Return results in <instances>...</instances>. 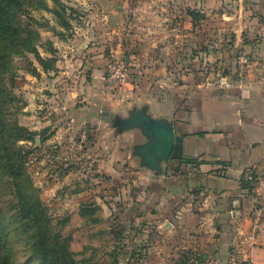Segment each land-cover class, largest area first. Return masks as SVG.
I'll return each mask as SVG.
<instances>
[{"label": "rangeland", "instance_id": "obj_1", "mask_svg": "<svg viewBox=\"0 0 264 264\" xmlns=\"http://www.w3.org/2000/svg\"><path fill=\"white\" fill-rule=\"evenodd\" d=\"M234 1L25 4L30 17L20 20L36 33L35 51L12 53L2 77L12 100L7 110L31 133L17 142L24 167L52 233L68 240L76 264H206L185 261L183 248L171 252L169 233L162 235V243L155 237L159 231L150 226V234L142 231L146 217L132 219L143 193L153 187L142 184L143 178L137 185L131 182L141 166L137 147L147 139L138 131H122L121 123L142 107L153 117L164 106L190 112L192 105L186 102L202 84L224 91L217 80L230 74V61L235 64L238 54H217V18L234 16ZM116 64L121 66L118 73L111 71ZM120 74L125 75L113 76ZM176 128V134L188 130L180 124ZM100 202L111 215L103 214ZM5 231L7 235L6 225ZM11 244L13 264L23 263L21 236ZM232 264L252 263L235 257Z\"/></svg>", "mask_w": 264, "mask_h": 264}, {"label": "crops", "instance_id": "obj_2", "mask_svg": "<svg viewBox=\"0 0 264 264\" xmlns=\"http://www.w3.org/2000/svg\"><path fill=\"white\" fill-rule=\"evenodd\" d=\"M234 5V16L217 18V54H246L244 80L220 93L209 84L198 85L186 102L190 112L160 107V114L151 116L172 121L175 131L178 124L188 129L178 134L183 136L182 158L195 163L172 159L161 163V171L140 166L131 180L137 185L143 178L142 184L153 187L143 193L132 219L146 217L142 231L149 233V226L159 231L155 237L162 243V235L169 233L167 247L185 249L188 262L232 264L236 257L237 262L264 264V218L256 216L252 193L253 180L264 174V0H235ZM128 131L143 136L138 129ZM98 206L104 215L112 214L104 202Z\"/></svg>", "mask_w": 264, "mask_h": 264}, {"label": "trees", "instance_id": "obj_3", "mask_svg": "<svg viewBox=\"0 0 264 264\" xmlns=\"http://www.w3.org/2000/svg\"><path fill=\"white\" fill-rule=\"evenodd\" d=\"M27 3L28 0H0V264H13L16 255L11 241L18 243L20 236L24 258L23 263L15 264H76L68 240L59 232L52 233L51 220L39 208V197L24 167L17 142L28 139L31 133L18 126L7 110L12 100L2 77L12 62V53L20 48L35 51L36 33L25 29L20 20L30 17L25 9ZM24 34L28 37L23 38ZM175 160L195 163L192 158Z\"/></svg>", "mask_w": 264, "mask_h": 264}, {"label": "water", "instance_id": "obj_4", "mask_svg": "<svg viewBox=\"0 0 264 264\" xmlns=\"http://www.w3.org/2000/svg\"><path fill=\"white\" fill-rule=\"evenodd\" d=\"M121 129H138L146 137L147 141L136 150L142 167L161 171V163L182 158L183 136L176 134L170 120L151 117L145 107L132 111L130 117L122 119Z\"/></svg>", "mask_w": 264, "mask_h": 264}, {"label": "built area", "instance_id": "obj_5", "mask_svg": "<svg viewBox=\"0 0 264 264\" xmlns=\"http://www.w3.org/2000/svg\"><path fill=\"white\" fill-rule=\"evenodd\" d=\"M235 66L228 76L219 77L217 80L218 87L223 90L230 89L235 83H241L246 76V69L249 59L245 54H238L235 57ZM111 71L118 73L121 71L119 64L113 65ZM125 74L113 75L116 78L123 77ZM252 192L255 199L256 216L264 218V174L256 176L253 180Z\"/></svg>", "mask_w": 264, "mask_h": 264}]
</instances>
